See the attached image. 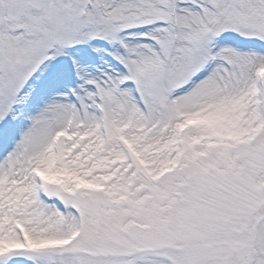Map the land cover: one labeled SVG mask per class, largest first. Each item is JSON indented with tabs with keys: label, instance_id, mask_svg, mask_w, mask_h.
I'll return each instance as SVG.
<instances>
[{
	"label": "snow or ice",
	"instance_id": "1",
	"mask_svg": "<svg viewBox=\"0 0 264 264\" xmlns=\"http://www.w3.org/2000/svg\"><path fill=\"white\" fill-rule=\"evenodd\" d=\"M0 264H264V0H0Z\"/></svg>",
	"mask_w": 264,
	"mask_h": 264
}]
</instances>
